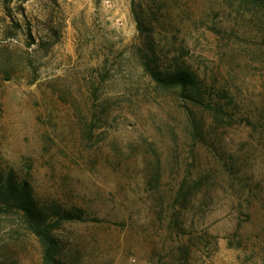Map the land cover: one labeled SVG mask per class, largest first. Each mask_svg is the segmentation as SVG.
Returning a JSON list of instances; mask_svg holds the SVG:
<instances>
[{"label": "rangeland", "instance_id": "rangeland-1", "mask_svg": "<svg viewBox=\"0 0 264 264\" xmlns=\"http://www.w3.org/2000/svg\"><path fill=\"white\" fill-rule=\"evenodd\" d=\"M0 59V176L40 211L0 207V264H264V3L0 0Z\"/></svg>", "mask_w": 264, "mask_h": 264}, {"label": "trees", "instance_id": "trees-1", "mask_svg": "<svg viewBox=\"0 0 264 264\" xmlns=\"http://www.w3.org/2000/svg\"><path fill=\"white\" fill-rule=\"evenodd\" d=\"M253 3H264V0H251ZM136 22L138 26H141V22ZM0 66L5 68L10 65L9 60H1ZM143 67L148 75L151 77L157 87L167 91H174L177 96L184 100L193 101V95L199 92V82L196 75L188 68L180 66L172 70L161 71L149 68L147 63H143ZM199 104V102H198ZM13 204H12V203ZM19 208L24 212L27 217L39 218L40 211L37 210L36 204L31 195L30 186L26 182H17L15 176L10 173L7 179H3L0 176V207ZM66 221L79 220L77 216H71L69 214L61 215ZM40 234V232H39ZM50 245H46V244ZM43 264H61L55 257L57 247L54 246L52 241L43 242Z\"/></svg>", "mask_w": 264, "mask_h": 264}]
</instances>
